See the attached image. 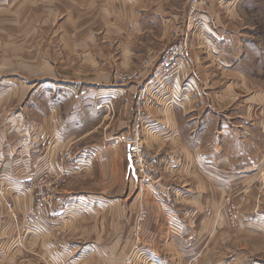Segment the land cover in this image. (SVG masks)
<instances>
[{
    "label": "crops",
    "instance_id": "0c3cea01",
    "mask_svg": "<svg viewBox=\"0 0 264 264\" xmlns=\"http://www.w3.org/2000/svg\"><path fill=\"white\" fill-rule=\"evenodd\" d=\"M237 2L200 0L191 65L178 62L147 84L173 33L183 32L188 0H0V177L10 181L19 213L33 205L28 177L53 184L66 177L52 186L53 218L31 227L23 241L0 204V264H125L141 200L149 210L141 235L153 245L128 264H149L141 258L149 252L150 264H179L182 238L210 223L204 210L216 207L208 204L214 178L255 176V167H264L262 157L251 165L243 152L213 151L201 119L220 96L228 110L249 103L243 112L264 132V88L225 68L220 55ZM39 28L46 33L40 42L32 40ZM113 69L137 70L140 80L119 86ZM224 75L233 78L220 89ZM143 88L148 95L137 99ZM137 109L151 128L143 142L159 180L176 192L174 207L152 181L139 192L128 170L124 140Z\"/></svg>",
    "mask_w": 264,
    "mask_h": 264
},
{
    "label": "rangeland",
    "instance_id": "374dc122",
    "mask_svg": "<svg viewBox=\"0 0 264 264\" xmlns=\"http://www.w3.org/2000/svg\"><path fill=\"white\" fill-rule=\"evenodd\" d=\"M217 1L221 0H214V2ZM199 2L200 0H188L189 9L192 10V6H195L194 11L191 12L189 10L185 13V17L182 21V23H184L183 32L177 34L175 32L173 33V38L160 53L157 64L154 67L155 72L147 81V84H153L155 81L151 82V79L155 80L156 77L170 75L178 62L188 60L191 65L189 51L194 44L192 34L193 32L197 33L195 30L201 26V20L195 13V8ZM236 9L235 13L224 23V28L227 30V37L222 36V38L219 39V42L221 43L220 55L223 56L222 58L224 61H227V64L226 62L225 64L229 68H225L231 70V72L236 70L240 71L246 76H249L253 83L261 85L264 88V0H238ZM45 35L46 33L43 29L39 28L33 35L32 40H37L39 42L44 41ZM51 35L52 33H50V36ZM184 37L187 38L188 41L187 51L183 56L178 57L179 60L173 63L170 71L162 70L158 73L159 61L164 52L172 44H178L181 40L183 41ZM199 37H203L202 33H199ZM201 48L198 47L197 49L202 52L205 51ZM23 68L24 67L20 65V69ZM23 73L29 74L31 72L23 71ZM117 73H121L122 75L137 73L139 77L133 82L140 80V72L137 70L125 71L122 69H113L112 75L114 81L119 86L133 82H120L118 78H115ZM231 78L233 77L224 75L222 87L220 89H223L225 84L228 83ZM232 86L231 83V87ZM142 90L143 89H141V91ZM140 93L141 92H139L137 99L144 98L148 95L146 90L141 97ZM220 98V96L217 97V100L213 102L214 105L208 110V116L206 117L203 115L201 117V119L207 124L206 127L208 129L205 134L207 137H210L208 142L211 149L216 151L223 147L230 154L243 152L245 158L251 165L255 163V159L261 157L264 159V132H260L259 128L252 125L250 119L247 118L248 114L243 112L244 104L246 105L249 103L241 102L242 104L239 105L237 102H233L230 106L236 108L228 110L227 107H223L222 103L219 101ZM107 102L108 105H106V108L109 110L113 109L112 103L109 101ZM107 102H101V105L104 106ZM213 103L210 101L209 105L211 106ZM114 109L115 111L117 110L115 105ZM135 113L136 111L133 114L134 122L136 119ZM251 119L253 118L251 117ZM150 131L151 130L146 131L145 128V137L146 135H149ZM130 133H132V127ZM129 139L130 137L124 141H128ZM263 164L264 160H261V165L263 166ZM153 165L159 173V165L154 163ZM255 172H258L255 176L252 174L253 172H249L247 173L248 176L244 177H217L214 178V181L212 180L213 183L210 185L213 186L210 192L213 193V196L209 198L208 204H210V200H214L216 207L213 208L209 207V205H205L204 210V215L209 218L210 223L201 226L204 228L200 230L201 234L196 232L194 237L190 235V237H188L187 235L185 238H182L181 252L183 254L181 253L179 264H264V167L263 170L259 172V165H257L255 167ZM136 174L138 179V189L139 192H141L142 185H144L145 182L142 179V175L137 172ZM60 177L54 178V184L51 180L45 178H42L41 180L39 179V181L35 182L36 187H33L35 192L33 194L34 199L32 207L24 213H19L14 206L13 199L15 195L11 193L10 188L7 185L10 181L1 176L0 181L3 183L2 188L5 192L4 196L10 200L14 206V217L24 218L25 214L32 210L33 207L37 206L40 208V211L34 213L36 214L34 224L35 226L44 227L45 221L53 218L54 201L57 196V191L53 190L52 186L58 184L61 185L66 182V177L64 178V181H61ZM29 181H35V179L28 177L24 182V185H28ZM155 182L153 183L156 186ZM166 186H169L176 194L172 185L168 183ZM7 188L9 190H7ZM155 190L157 189L155 188ZM50 200L53 201L50 209H45ZM0 204H2V206L4 205L1 193ZM148 211V208L145 207L141 200L133 219L134 229L132 231V245L128 255L124 258L125 264L132 261V253L135 254L143 245H146L147 247L153 245V241L150 238L143 241L141 235L144 222L148 216ZM6 212L12 219L13 214L7 208ZM141 213L144 217L142 221L140 216ZM28 214L32 216L30 212ZM5 218H7L6 215ZM18 226H20V229L27 230L26 232L22 231L20 233V239L23 241L30 228L28 229V226L23 222L18 223L17 225L16 221L14 222L12 219L11 230L16 237L17 228H19ZM137 243L138 247L140 246L139 249L135 248V244ZM141 258L149 264L152 263L151 260L153 258L150 255V252L146 253L144 256L142 255Z\"/></svg>",
    "mask_w": 264,
    "mask_h": 264
},
{
    "label": "built area",
    "instance_id": "2783aa9c",
    "mask_svg": "<svg viewBox=\"0 0 264 264\" xmlns=\"http://www.w3.org/2000/svg\"><path fill=\"white\" fill-rule=\"evenodd\" d=\"M192 7L193 8L191 12L194 11L195 6H192ZM187 42H188L187 38L184 37L183 41L181 40L178 44H172L171 46L168 47V49L164 52L162 58L159 61L160 63L158 66V73L162 70H167V71L171 70L173 63L179 60L178 57L183 56L184 53L187 51ZM183 62H185L184 64L186 66L190 65L188 60H184ZM138 77L139 76L137 73H130V74H124V75H122L121 73H117L115 75V78H118L120 82H124V83L133 82L134 80H137ZM154 81H155L154 79H151V82H154ZM144 91L145 89L143 88V90L140 93V97L143 96ZM105 105H108V102L105 103ZM135 115H136V119H135V122L133 121L132 123V133H131L130 139L126 141V146L131 154L133 165L135 167V171L138 174L142 175V179L145 183L156 181L155 182L156 186L154 184V188L157 189L156 191L162 195V198L164 199L166 204H168L171 207H174L176 205V194L173 192V190L169 186H166V184H163L162 182H160L159 177H158V172L156 171L153 165V163L156 164V162L152 160L151 156L147 153L145 146H144L143 136H144L145 128H146V131L150 130L151 128L146 125L145 119H143L144 115L140 109L136 110ZM60 178H61L60 179L61 181H64L63 177H60ZM2 186L3 185H0V193L4 200V205L13 214L14 206L12 202L4 196L5 192ZM26 187L27 188L36 187L35 182L33 183L32 181H29V184L26 185ZM52 202L53 201L50 200L47 206L45 207V209H50ZM39 209L40 208L37 206L33 207L32 210L29 211L32 216H30L28 212L27 214L24 215L25 217L23 216L24 218H16L14 217L15 215L13 214V221L14 222L16 221L17 225L18 223L23 222L24 224H26V226H28V229L31 227H34L35 226L34 221L36 219L35 217L36 214L34 213L39 212L40 211ZM140 216H141V221H142L144 219L143 214L141 213ZM18 227L19 228H17V239L21 240L20 233L22 231L26 232L27 230L20 229V226ZM139 247H138V243L135 244V248L139 249Z\"/></svg>",
    "mask_w": 264,
    "mask_h": 264
},
{
    "label": "water",
    "instance_id": "95a60500",
    "mask_svg": "<svg viewBox=\"0 0 264 264\" xmlns=\"http://www.w3.org/2000/svg\"><path fill=\"white\" fill-rule=\"evenodd\" d=\"M127 159H128V170H129V172L133 176L137 177V174H136V171H135V167L133 165V160H132V157H131V154H130L128 148H127Z\"/></svg>",
    "mask_w": 264,
    "mask_h": 264
}]
</instances>
